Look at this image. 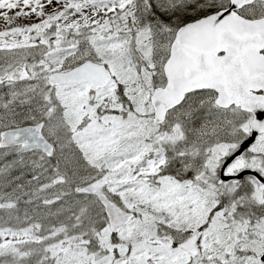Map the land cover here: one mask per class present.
Masks as SVG:
<instances>
[{"label":"snow or ice","instance_id":"snow-or-ice-1","mask_svg":"<svg viewBox=\"0 0 264 264\" xmlns=\"http://www.w3.org/2000/svg\"><path fill=\"white\" fill-rule=\"evenodd\" d=\"M0 264H264V0H0Z\"/></svg>","mask_w":264,"mask_h":264}]
</instances>
